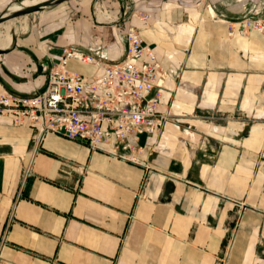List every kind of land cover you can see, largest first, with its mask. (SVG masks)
<instances>
[{
	"label": "crops",
	"instance_id": "crops-1",
	"mask_svg": "<svg viewBox=\"0 0 264 264\" xmlns=\"http://www.w3.org/2000/svg\"><path fill=\"white\" fill-rule=\"evenodd\" d=\"M117 2L14 29L0 92L42 91L64 47L122 59L134 26L161 63L168 118L139 134L142 164L48 132L22 181L34 127L0 114V264H264V34L240 31L264 0Z\"/></svg>",
	"mask_w": 264,
	"mask_h": 264
},
{
	"label": "built area",
	"instance_id": "built-area-1",
	"mask_svg": "<svg viewBox=\"0 0 264 264\" xmlns=\"http://www.w3.org/2000/svg\"><path fill=\"white\" fill-rule=\"evenodd\" d=\"M243 28L264 34V13L243 19ZM234 32L230 26L229 33ZM125 56L104 62L77 48L64 47L62 55L48 69L44 89L33 95L0 92V114H10L17 123L33 124L34 145L24 164L22 181L30 172L32 156L48 132L88 144L110 156L144 163L137 144L140 133L158 132L168 113L158 108L157 75L162 66L139 30L126 32ZM69 58L90 62L101 72L85 77L67 66Z\"/></svg>",
	"mask_w": 264,
	"mask_h": 264
},
{
	"label": "rangeland",
	"instance_id": "rangeland-1",
	"mask_svg": "<svg viewBox=\"0 0 264 264\" xmlns=\"http://www.w3.org/2000/svg\"><path fill=\"white\" fill-rule=\"evenodd\" d=\"M24 0H9L5 2L3 5H0V10L7 9L11 4H20ZM116 4L117 1L120 0H63L60 3L54 5H47L40 10L33 11L22 16L16 17L12 25L9 26L8 30L12 34L14 29L18 30L23 25H31L40 27L41 23L47 19H64L67 20L69 18H73L76 14L87 12L89 7L92 9L106 13L109 10L112 2ZM125 2V1H124ZM131 2V3H130ZM118 3V2H117ZM121 3V2H120ZM128 4H133V0H129ZM133 9V7H132ZM134 11V10H133ZM136 11H134L135 14ZM18 18V19H17ZM17 25V26H16ZM0 30L4 32L6 31L5 26H0ZM233 237H229V241L227 242L228 249L227 253H229V248L232 243ZM222 259H219L216 264H227L226 255L221 256Z\"/></svg>",
	"mask_w": 264,
	"mask_h": 264
},
{
	"label": "water",
	"instance_id": "water-1",
	"mask_svg": "<svg viewBox=\"0 0 264 264\" xmlns=\"http://www.w3.org/2000/svg\"><path fill=\"white\" fill-rule=\"evenodd\" d=\"M60 1H62V0H42V1H37L34 3L22 5L16 9H12V10H9L10 7L8 6L7 9L3 10L0 13V23L7 20V19H10V18H14L17 16H21L23 14H27V13H30L33 11L40 10L47 5H52V4L58 3Z\"/></svg>",
	"mask_w": 264,
	"mask_h": 264
},
{
	"label": "bare ground",
	"instance_id": "bare-ground-1",
	"mask_svg": "<svg viewBox=\"0 0 264 264\" xmlns=\"http://www.w3.org/2000/svg\"><path fill=\"white\" fill-rule=\"evenodd\" d=\"M37 1H42V0H24L20 4H11L9 6L10 7L9 10L16 9V8L22 6V5H26V4H29V3H34V2H37ZM17 17H19V16H17ZM15 18L16 17L10 18V19H7V20H5V21L0 23V26H3V27L5 26V28H6L5 32H4V30L3 31L0 30V46H4L10 40L11 33L9 32L8 28H9L10 25H12V23L14 22Z\"/></svg>",
	"mask_w": 264,
	"mask_h": 264
}]
</instances>
